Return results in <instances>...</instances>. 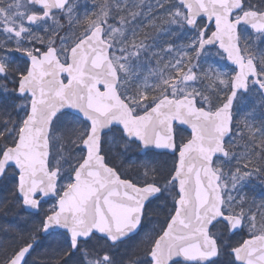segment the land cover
<instances>
[{
    "label": "snow or ice",
    "instance_id": "1",
    "mask_svg": "<svg viewBox=\"0 0 264 264\" xmlns=\"http://www.w3.org/2000/svg\"><path fill=\"white\" fill-rule=\"evenodd\" d=\"M0 264H264V0H0Z\"/></svg>",
    "mask_w": 264,
    "mask_h": 264
},
{
    "label": "trees",
    "instance_id": "2",
    "mask_svg": "<svg viewBox=\"0 0 264 264\" xmlns=\"http://www.w3.org/2000/svg\"><path fill=\"white\" fill-rule=\"evenodd\" d=\"M257 199H258V200L260 199V196H259V189H257Z\"/></svg>",
    "mask_w": 264,
    "mask_h": 264
}]
</instances>
